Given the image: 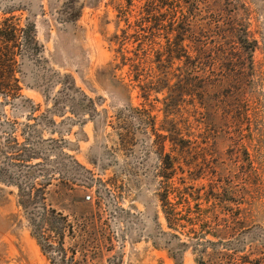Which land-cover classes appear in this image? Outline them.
<instances>
[{
    "label": "rangeland",
    "instance_id": "1",
    "mask_svg": "<svg viewBox=\"0 0 264 264\" xmlns=\"http://www.w3.org/2000/svg\"><path fill=\"white\" fill-rule=\"evenodd\" d=\"M108 5L0 0V25L32 26L37 44L18 63L20 97L0 95V264H264V0H173L168 114L164 92L142 99L117 67L109 41L124 25ZM68 78L84 110L65 107ZM26 139L29 180L10 160ZM164 175L189 201L177 230ZM13 183L42 190L49 218L64 219L41 248Z\"/></svg>",
    "mask_w": 264,
    "mask_h": 264
},
{
    "label": "trees",
    "instance_id": "2",
    "mask_svg": "<svg viewBox=\"0 0 264 264\" xmlns=\"http://www.w3.org/2000/svg\"><path fill=\"white\" fill-rule=\"evenodd\" d=\"M108 2V6L112 7L116 14L117 22L123 23L124 25L120 35L113 36L112 40L109 41V45L117 47L114 51V61H116L117 57L119 61L117 67L128 68L130 83L134 89L138 90L142 99L148 98L152 93L158 94L164 92L166 96L161 105L164 106V113L168 114V104L171 99L170 88L168 86L169 80L171 79L170 74L172 73L170 64L171 59H174L173 50L178 46L176 44L178 42L172 37V21L175 12V7L173 9V0H139L138 2L136 0H108ZM12 19L4 20L0 25V95L5 99L9 95L20 97L17 96L21 91L20 82L15 76L17 73L19 74L18 63L25 55L32 56L37 50L33 27L26 25L24 29H18L17 26L10 23ZM156 33L158 36H156ZM237 41L243 50L251 56L255 50V43L250 42L248 44L245 30H243L241 36L237 37ZM127 47L129 48V51L127 50L128 52L125 50ZM196 59L193 58L194 61ZM196 70L197 67L194 64L190 73L192 80L197 79ZM66 80L68 81L66 82V87L62 86L61 88L62 94L67 97L66 100L64 99L67 105L65 107L72 113L76 109L84 110L86 106H81L82 103L75 102L74 99H69L78 90L75 89L73 81L70 78ZM158 85L162 87L158 89ZM88 104L87 107L91 108L92 103L88 102ZM44 120L46 124H53L49 118H45ZM161 132L163 133L164 131L161 130ZM156 136L159 140L164 141L165 137L162 134H156ZM13 142L17 144L15 140ZM27 143L28 140L26 139L25 144L18 146L19 148H17L18 150L16 152L20 154L10 160L19 163L17 165H19L20 170L29 180V175L31 176L32 171L38 165L30 166L32 161L37 160V154L33 152L34 150L32 148H28L29 145ZM50 143L54 144L55 142L50 141ZM67 159L74 168L83 170L73 158L67 157ZM165 160L170 162L169 157H166ZM170 168H172V164L164 169ZM67 178L74 181L70 177ZM171 179L172 176L170 177V175L162 176V193L159 197L168 229L177 230L180 228L181 221H184V217L180 215L178 207L183 205L185 208H189V201L184 199V194L179 193L178 189L174 187L170 188L168 183ZM13 185L18 189L19 206L29 219L33 237L41 248L40 238L44 230L48 226L53 229L60 222L64 223V219L59 218V220H56L53 217L49 218V213L45 211L43 204H40L42 190H34L32 186L23 187L19 183H13ZM186 190L185 188L184 191ZM171 195L175 196L177 201L175 204H170L168 201V196ZM197 201L198 199L192 200L195 203ZM38 208L39 212H37ZM205 244L206 246L212 245L208 241ZM202 245L200 244L199 246ZM186 246V244H178V248H184ZM257 262L261 263L262 261Z\"/></svg>",
    "mask_w": 264,
    "mask_h": 264
},
{
    "label": "built area",
    "instance_id": "3",
    "mask_svg": "<svg viewBox=\"0 0 264 264\" xmlns=\"http://www.w3.org/2000/svg\"><path fill=\"white\" fill-rule=\"evenodd\" d=\"M86 199H89V197H87Z\"/></svg>",
    "mask_w": 264,
    "mask_h": 264
}]
</instances>
